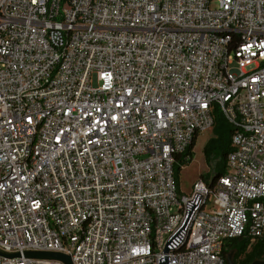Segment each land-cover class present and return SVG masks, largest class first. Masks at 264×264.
Here are the masks:
<instances>
[{
	"label": "built area",
	"instance_id": "obj_1",
	"mask_svg": "<svg viewBox=\"0 0 264 264\" xmlns=\"http://www.w3.org/2000/svg\"><path fill=\"white\" fill-rule=\"evenodd\" d=\"M216 110L227 173L185 195ZM234 239L264 240V0H0V264H227Z\"/></svg>",
	"mask_w": 264,
	"mask_h": 264
},
{
	"label": "trees",
	"instance_id": "obj_2",
	"mask_svg": "<svg viewBox=\"0 0 264 264\" xmlns=\"http://www.w3.org/2000/svg\"><path fill=\"white\" fill-rule=\"evenodd\" d=\"M215 124L213 127L214 137L204 148V156L207 166L212 168L214 179L223 177L227 173V158L232 151L233 127L218 110L214 113ZM199 135H196L189 149L178 157L175 165V175L180 190V174L183 168L193 162L195 146ZM203 177V176H202ZM225 258H231L234 264H264V240L251 243L248 239H234L227 245Z\"/></svg>",
	"mask_w": 264,
	"mask_h": 264
},
{
	"label": "rangeland",
	"instance_id": "obj_3",
	"mask_svg": "<svg viewBox=\"0 0 264 264\" xmlns=\"http://www.w3.org/2000/svg\"><path fill=\"white\" fill-rule=\"evenodd\" d=\"M212 130L200 134L196 142L193 162L187 165L181 171L180 189L181 192L185 195L192 192L194 184L199 179H203L206 183H211L214 179V174L211 171L212 168L210 166H207L203 152L209 141L214 137V133ZM207 209L208 208L206 207V210Z\"/></svg>",
	"mask_w": 264,
	"mask_h": 264
},
{
	"label": "water",
	"instance_id": "obj_4",
	"mask_svg": "<svg viewBox=\"0 0 264 264\" xmlns=\"http://www.w3.org/2000/svg\"><path fill=\"white\" fill-rule=\"evenodd\" d=\"M26 256L33 259L59 261L62 262L63 264H72L70 257L58 253H27ZM228 264H234L231 258L228 259ZM254 264H263V263L257 262Z\"/></svg>",
	"mask_w": 264,
	"mask_h": 264
},
{
	"label": "crops",
	"instance_id": "obj_5",
	"mask_svg": "<svg viewBox=\"0 0 264 264\" xmlns=\"http://www.w3.org/2000/svg\"><path fill=\"white\" fill-rule=\"evenodd\" d=\"M199 136H200V134H199ZM199 136H198V137H199ZM180 191H181V189H180Z\"/></svg>",
	"mask_w": 264,
	"mask_h": 264
}]
</instances>
